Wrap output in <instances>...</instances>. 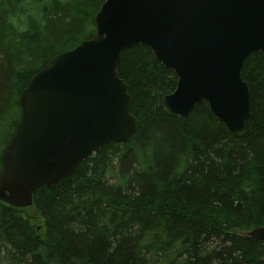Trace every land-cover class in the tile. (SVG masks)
<instances>
[{"label":"trees","instance_id":"1","mask_svg":"<svg viewBox=\"0 0 264 264\" xmlns=\"http://www.w3.org/2000/svg\"><path fill=\"white\" fill-rule=\"evenodd\" d=\"M104 0H0V171L22 115L19 96L55 55L91 38ZM137 128L111 142L33 204L0 201V264H264V51L244 60L246 133L196 105L187 118L162 98L177 77L144 45L123 50Z\"/></svg>","mask_w":264,"mask_h":264},{"label":"water","instance_id":"2","mask_svg":"<svg viewBox=\"0 0 264 264\" xmlns=\"http://www.w3.org/2000/svg\"><path fill=\"white\" fill-rule=\"evenodd\" d=\"M94 23L91 38L53 56L22 90L21 119L2 152L0 201L29 207L41 186L104 145L129 141L137 117L118 65L137 45L177 77L162 98L167 113L187 118L205 101L233 135L246 133L251 98L241 69L264 51V0H104ZM248 235L264 244V226Z\"/></svg>","mask_w":264,"mask_h":264},{"label":"rangeland","instance_id":"3","mask_svg":"<svg viewBox=\"0 0 264 264\" xmlns=\"http://www.w3.org/2000/svg\"><path fill=\"white\" fill-rule=\"evenodd\" d=\"M30 207V206H29ZM27 214L30 216L31 221L39 227V230L42 229L43 223L41 218L39 217L38 213L36 210L32 207L28 210Z\"/></svg>","mask_w":264,"mask_h":264}]
</instances>
